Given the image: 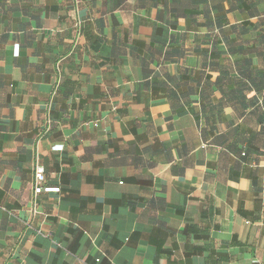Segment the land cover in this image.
I'll use <instances>...</instances> for the list:
<instances>
[{
    "label": "crops",
    "instance_id": "obj_1",
    "mask_svg": "<svg viewBox=\"0 0 264 264\" xmlns=\"http://www.w3.org/2000/svg\"><path fill=\"white\" fill-rule=\"evenodd\" d=\"M0 264H264V0H0Z\"/></svg>",
    "mask_w": 264,
    "mask_h": 264
},
{
    "label": "built area",
    "instance_id": "obj_2",
    "mask_svg": "<svg viewBox=\"0 0 264 264\" xmlns=\"http://www.w3.org/2000/svg\"><path fill=\"white\" fill-rule=\"evenodd\" d=\"M35 181H34V196H37L39 194H43L44 192H58L60 190V187H49L46 186L45 181V169L42 163L40 161H37L35 166Z\"/></svg>",
    "mask_w": 264,
    "mask_h": 264
}]
</instances>
